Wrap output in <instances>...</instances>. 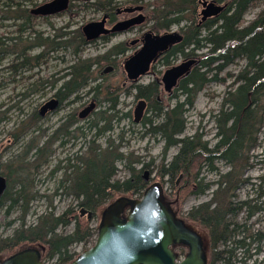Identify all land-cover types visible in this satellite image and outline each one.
Here are the masks:
<instances>
[{
	"label": "trees",
	"instance_id": "1",
	"mask_svg": "<svg viewBox=\"0 0 264 264\" xmlns=\"http://www.w3.org/2000/svg\"><path fill=\"white\" fill-rule=\"evenodd\" d=\"M4 1L7 4L3 6L6 10L3 9L2 14L7 16L1 20H23L17 27L19 31L21 28H30L32 31L38 19L49 18L36 13L42 5L36 6L32 0L29 2L32 6L30 9H22L14 0ZM89 1L80 0L81 7L104 12L114 3V0H91L94 1L91 4ZM211 1L218 5L224 4V12L215 19L198 24L193 21L196 0H160V7L155 12L152 28L156 34L191 22L181 28L182 43L171 48L159 60L165 67H169L179 58L198 60L190 74L178 83L175 91L180 97L175 98V105L163 107L160 104L157 100L160 87L156 82L146 86L129 83L127 89V94H135L138 103H145L143 115L139 123H136L144 130L143 136L160 138L164 143L165 152L178 148L174 158L167 164L162 162L153 171L152 163L143 164L139 158L131 160L133 155L122 154L120 147L113 141H107L103 149L95 145L97 138L113 131L114 120L120 119L118 114L121 111H118L117 107L120 106L119 93L122 89H117L114 94L113 90L107 87L106 102L111 106L100 114L101 118L97 122L79 125L87 118L80 119L78 116V120L72 116L43 146L39 145V139L31 138L19 154L9 161L5 170H0V175L7 181L0 208L8 205L7 216L19 214L18 227L10 236L0 238V260L7 259L22 249L36 247L44 264L52 261L56 264H71L79 255L73 249L83 245L85 251L89 245H94L97 238V228L91 227L87 216H82L81 211L92 213L95 219L105 206L117 198L140 199L151 184L144 181L147 171L150 176L155 175L151 182H159L164 188L170 186L176 191L179 190V200L174 204L173 210L204 238L209 252L208 264H246L247 260L252 259L249 254L252 247L261 243L264 245V232L252 233L245 224L238 222L241 214H246L245 223L256 215L263 214L264 217V177L260 178L259 185H251L257 187L255 199L240 202L237 195V192L250 182L243 178L244 172L253 166L249 155L252 150L259 148L258 134L264 129V0ZM254 7L260 8V12L255 20L245 24V15ZM72 8L73 3L70 2L68 10ZM75 34L76 38L66 39L63 43L53 40L50 52L71 48L72 42H76L77 49L91 45L83 33L79 31ZM132 50L130 45L122 44L109 51L104 59L107 60L112 54L126 57ZM203 51L205 52L201 53ZM40 58L38 56L34 60ZM239 60L246 62L245 67L236 75L220 112L214 116L218 139L215 146L208 149V145L202 143L198 135L184 137L187 125L185 114L193 108L198 95L211 82L225 83L226 80L220 79L219 76ZM26 63L27 59L23 58L20 63L13 64L11 69ZM90 66L89 62L78 61L69 68L68 75L55 95L60 101V106L70 98H77L96 82L91 77ZM227 76L231 78L230 75ZM101 89L97 84L92 90L99 95ZM180 99L182 101H179ZM108 112L112 115L104 117ZM149 113H152L151 118L148 117ZM131 115L129 111L122 117L130 120ZM32 118L34 119L30 126L22 124L19 127L15 139L22 136L25 138L41 119L38 112L34 113ZM83 131L94 133L92 141L85 143L78 152L60 163L64 166L59 165L56 168L54 173L62 172V175L53 196L47 198L40 195L37 178L40 170L54 157V144L57 140L78 139V136L87 138ZM40 137L41 135L38 138ZM122 139L123 137H119L120 142ZM257 158L254 165L264 167V146ZM217 161L223 162L230 171L219 175L214 165ZM119 164H123L129 173L128 178L117 179L116 166ZM138 165L143 167L138 169ZM204 170L215 174L217 181L205 183L202 177ZM179 180L180 186H176ZM212 188L216 189L208 203L194 207L187 213H180L178 208H181L187 197H200ZM165 195L167 200L176 201L177 195L175 199H171L166 190ZM63 197L72 198L73 204L61 214H57L55 209L52 210V206H49L44 212L36 215L33 224H27L34 203ZM69 227H73V230L65 232ZM237 252L246 257V261L236 259ZM177 253L184 257L186 250L178 249Z\"/></svg>",
	"mask_w": 264,
	"mask_h": 264
},
{
	"label": "rangeland",
	"instance_id": "2",
	"mask_svg": "<svg viewBox=\"0 0 264 264\" xmlns=\"http://www.w3.org/2000/svg\"><path fill=\"white\" fill-rule=\"evenodd\" d=\"M21 5L22 9H30L32 6L29 4L31 0H14ZM34 5L49 4L54 0H32ZM202 0H196V14L194 23L198 24L201 20L202 12ZM212 2L211 0H207ZM73 3L72 10H67L60 15L49 17L47 19H38L35 23L34 29L21 28L18 30V26L23 23V20H1L6 17V14H2L3 9L7 3L4 0H0V170H5L9 161L19 154L24 145L31 139H39L40 146H43L45 142L49 141L53 133L64 123L67 122L72 116L78 119V115L83 112L92 102L95 103L96 108L85 121H81L79 125L93 124L101 118V113L105 112L111 104L106 102L107 87L112 89L113 93L117 89L119 93L120 106L117 107L119 120L116 119L113 122V131L107 133L101 138L95 140V145L100 146L102 149L106 146L107 141H113L114 144L120 147V152L124 155L132 154L134 160L139 158L143 164L152 163L151 168L153 171L162 163L167 164L170 162L178 152V148L169 149L164 151V143L160 138L143 136L144 130L141 125L134 123L135 116L134 110L138 106V101L133 94H127L129 82L126 79V74L122 69V64L125 59L133 55L140 49V44L131 46L133 41L140 40L141 37L147 32H153V24L155 23V12L160 7V0H114L107 13H116V11L138 8L141 7L142 12H136L129 15L115 16L114 22L125 21L132 17L142 14L146 20L142 26L138 28L109 37L107 40H98L93 42L87 47L76 48V42H72V47L58 52H50L53 40L57 43H63L66 39L76 38V32H81V29L88 24L100 22L105 11H95V9H86L81 7L80 0H69ZM94 1H89V4ZM88 4V5H89ZM33 5V6H34ZM224 5V4H221ZM4 6V7H3ZM260 8L254 7L248 11L244 17L245 24H248L256 19ZM191 14V12H190ZM189 15V14H187ZM128 18V19H127ZM215 19V18H214ZM211 20V19H210ZM191 22H187L179 27H173L168 32H180L182 27L190 25ZM167 31L160 32L164 34ZM156 34V33H155ZM38 36V37H36ZM130 45L132 51L126 56L122 57L116 54H112L104 59L109 51L120 45ZM205 51L201 52L204 53ZM200 53V54H201ZM43 55V56H41ZM40 56L38 60H34L35 57ZM25 58L27 63L24 66L11 69L13 64H18ZM89 62L92 69V79L96 82L91 85V88L85 90L77 98H70L65 101L60 108L45 118H41L37 125L30 129V133L19 139H15L16 133L20 126H30L34 113L38 112L41 106L49 99L53 98L65 77L69 73V68L75 63ZM182 58L176 60L169 67H165L162 64H156L151 70L150 74L140 79L137 83L139 85L146 86L156 80H160L164 73L176 67L182 63ZM246 62L243 60L237 61L234 65L230 66L228 70L219 76L220 79H225V83H209L206 88L201 92L192 109L188 110L185 114L186 131L184 137L199 136L201 142L207 144L208 149H212L217 143V129L214 123V116H216L221 108L223 100L226 94L231 91L236 75L245 67ZM113 68V71L107 75H103V72L107 68ZM227 75H230L229 78ZM99 84L102 89L100 94L93 92V87ZM235 89V87H233ZM232 88V90H233ZM126 91V93L124 92ZM173 90L171 95L163 92V87L157 95V100L163 107H173L176 103V97H180V94ZM116 94V92L114 93ZM179 101H182L181 99ZM131 111V119H123V114ZM152 113H149L151 118ZM112 114L104 115V117L111 116ZM79 120V119H78ZM78 126V125H77ZM39 132V133H38ZM87 138L78 136V139H71L69 141L57 140L53 149L56 150L54 157L50 160L49 164L43 167L37 178V189L40 195L51 197L57 186L58 181L61 178L62 172H55L60 163L65 159L71 157L78 152L85 143L92 141L93 132L83 131ZM20 135V134H19ZM41 135L40 138H38ZM18 136V134H17ZM119 137H123L122 141H119ZM259 148H256L250 152L251 168L244 172V179H248L250 182L242 187L237 192L240 202L250 201L256 198V186L252 187V184L259 185L261 183L260 178L264 177V167L255 166L257 155H261V150L264 146V129L262 128L258 134ZM31 161L32 156L30 157ZM217 173L224 175L230 171V168L223 162L214 163ZM60 166H64L61 164ZM143 165H138L137 168H142ZM62 168V167H61ZM117 179L123 180L129 177V173L123 167V164L116 166ZM148 172V171H147ZM153 176H149V183L154 180ZM205 183H214L217 181L215 174L209 173L207 170L203 171ZM151 180V181H150ZM155 183V182H154ZM176 186H180V180ZM216 188H212L210 192L200 197L189 196L186 198L181 208L178 210L180 213H187L192 208L208 203L211 200L212 193ZM264 189V187H263ZM167 194L171 199H175L174 203H178L179 190L172 189L170 186L165 188ZM52 201V203H51ZM73 204L72 198H57L40 200L32 205L30 216L27 218V224H33L36 221L37 216L44 212L47 207L52 206V210L55 209L57 214H61L68 206ZM8 206V205H7ZM7 206L0 208V238L10 236L16 227H18L19 214L8 215L6 214ZM101 212V211H100ZM246 214H241L238 222L245 224L246 227L252 233L264 232V217L263 214L256 215L250 218L246 223ZM100 221V213L95 219L90 221L91 227L98 228ZM11 225V226H10ZM73 227H69L65 232H71ZM96 241V240H95ZM95 244V243H94ZM92 245L88 246L90 249ZM74 252L81 254L84 251V246H76ZM251 260L246 261V257L237 252L236 259L246 261V264H264V245L263 243L253 246L250 251ZM183 258V257H182ZM47 264H56L55 261ZM222 264V263H217Z\"/></svg>",
	"mask_w": 264,
	"mask_h": 264
},
{
	"label": "water",
	"instance_id": "3",
	"mask_svg": "<svg viewBox=\"0 0 264 264\" xmlns=\"http://www.w3.org/2000/svg\"><path fill=\"white\" fill-rule=\"evenodd\" d=\"M201 22L219 17L225 10V5L202 0ZM69 0H54L42 5L36 13L43 16H55L65 12ZM142 8L125 9L126 14L142 12ZM146 18L139 14L131 19L117 23L111 30L105 28L106 17L100 22L86 25L82 32L87 42H93L105 35H115L128 32L145 23ZM183 41L180 32L164 34L145 33L140 40L130 45L140 44V49L126 58L123 70L130 83H138L140 79L150 74L152 66L158 59ZM198 60L190 58L180 65L169 69L162 78L164 90L172 94L178 81L187 77ZM113 71L109 67L103 75ZM59 101L53 98L43 104L39 116L44 118L59 108ZM96 105L92 102L79 114L80 119L87 118ZM145 103L140 102L135 109V123H139ZM149 172H145L144 181L149 183ZM7 189L6 179L0 175V201ZM174 202L167 200L165 189L159 182L150 184L140 199L128 197L117 198L105 206L100 212L97 239L94 246L81 253L71 264H208L209 252L204 238L189 227L173 210ZM88 221L93 220V214L81 211ZM178 249L186 250L182 258ZM0 264H44L38 248L22 249Z\"/></svg>",
	"mask_w": 264,
	"mask_h": 264
},
{
	"label": "flooded vegetation",
	"instance_id": "4",
	"mask_svg": "<svg viewBox=\"0 0 264 264\" xmlns=\"http://www.w3.org/2000/svg\"><path fill=\"white\" fill-rule=\"evenodd\" d=\"M125 10V9H124ZM124 10H117L116 11V13H115V15H114V13H107V8H106V11H105V15H104V17H106V24H105V28L107 29V30H111L117 23H119V22H122V21H117V22H114V19H115V16H121V15H129V14H126L125 12H124ZM103 17V18H104ZM133 18V17H132ZM128 19V18H127ZM131 19V18H130ZM126 21V20H125ZM200 22H201V20H200ZM138 28V27H137ZM136 29V28H135ZM132 30H134V29H132ZM131 31V30H130ZM83 33V32H82ZM84 35V34H83ZM115 35H118V34H115ZM115 35H112V34H109V35H105V36H102V37H100L98 40H102L101 38H105V40H107V39H109V37H113V36H115ZM98 40H96V41H98ZM93 42H95V41H93ZM93 42H90L91 44L93 43ZM168 52V51H167ZM166 52V53H167ZM165 53V54H166ZM164 56V54L158 59V61L152 66V69H153V67L156 65V64H160V59L162 58ZM126 60V59H125ZM185 60H187V59H183L182 58V61H185ZM124 64V63H123ZM123 64H122V69H123ZM124 71V70H123ZM167 72V71H166ZM165 72V73H166ZM165 73H164V75H165ZM163 75V76H164ZM163 76H162V78H163ZM162 78L160 79V80H156L155 82L157 83V85L160 87V90H161V88L163 87V92H165V90H164V84L162 83ZM182 80V79H181ZM181 80H179L178 81V83L181 81ZM131 84H133V83H131ZM134 84H137V83H134ZM177 86H178V84H177ZM177 86L174 88V90H176V88H177ZM166 93V92H165ZM169 95V94H168ZM53 98H57L56 96H54ZM53 98H51V99H53ZM51 99H49V100H51ZM49 100H47V101H49ZM57 100L59 101V99L57 98ZM46 101V102H47ZM45 102V103H46ZM44 103V104H45ZM59 103H60V101H59ZM139 104V103H138ZM59 108H60V105H59ZM58 108V109H59ZM93 113V112H92ZM50 114H52V113H49V114H47V115H50ZM46 115V116H47ZM45 116V117H46ZM79 116V115H78ZM134 116H135V114H134ZM44 117V118H45Z\"/></svg>",
	"mask_w": 264,
	"mask_h": 264
}]
</instances>
